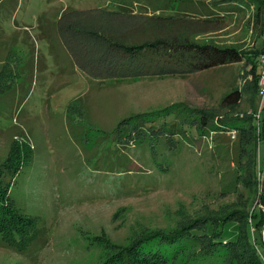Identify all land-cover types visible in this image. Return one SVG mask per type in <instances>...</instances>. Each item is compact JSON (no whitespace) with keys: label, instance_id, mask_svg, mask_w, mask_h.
I'll use <instances>...</instances> for the list:
<instances>
[{"label":"rangeland","instance_id":"1","mask_svg":"<svg viewBox=\"0 0 264 264\" xmlns=\"http://www.w3.org/2000/svg\"><path fill=\"white\" fill-rule=\"evenodd\" d=\"M217 1L0 0V168L21 160L18 172H5L8 196L44 229L25 253L0 238V264H102L114 246H129L156 232L171 235L196 220H218L235 211L249 222L242 224V233H248L264 263V227L256 231L250 224L256 207L264 213V139L256 145L247 123L254 109L263 122L264 101L253 98L251 66L232 64L185 78L101 80L76 66L59 33L68 11L124 7L151 16L177 9L199 20ZM214 20L191 39L246 52L263 46L253 11L217 14ZM152 35L139 33L136 40ZM236 88L242 101L223 104ZM178 103L211 112L214 120L240 118L248 149L239 131L212 134L209 125L203 133L201 119L197 125L168 110ZM259 123L256 118L257 136ZM25 148L31 149L30 160ZM18 149L20 159L14 155ZM255 157L261 166L256 178ZM240 223L221 228L227 240L237 238ZM213 228L207 221L190 233L204 237ZM161 245L145 244L143 250L156 253ZM204 248L199 243L183 248L166 264H189L196 256L205 260L210 254ZM245 249L237 246L231 253L229 247L223 256L212 257L219 264H242L239 255H247Z\"/></svg>","mask_w":264,"mask_h":264},{"label":"trees","instance_id":"2","mask_svg":"<svg viewBox=\"0 0 264 264\" xmlns=\"http://www.w3.org/2000/svg\"><path fill=\"white\" fill-rule=\"evenodd\" d=\"M180 2L183 3V1ZM210 5L211 7L206 6L207 13L204 16L202 15L199 20L187 19L184 16L186 13L177 11V9L169 11L170 13L166 11L168 12L167 15L151 16L137 15L124 7L114 12L104 10H95L100 11L99 13L68 11L60 19L59 33L76 66L92 78L115 81L141 80L151 77L185 78L203 71L245 62L251 66L252 73L255 74L256 89L253 94V98H255L259 94V75L261 71L259 59L264 54V40L261 49L255 52H246L234 46L195 42L191 39V35L198 31H205L214 23H217V20H214L217 14H239L244 9L253 11L254 28L261 29L264 35V0H220ZM222 5L231 6V8L222 9L221 11L216 10ZM150 26L155 27V32L149 30ZM158 32L159 36L155 37ZM139 33L153 34L152 39L136 40ZM258 57L259 59H257ZM242 99V92L236 88L223 97V104L235 105L240 103ZM168 110H171L170 112L176 111L179 117L191 119L197 125L201 119L199 129H203V133H206L204 130L209 125H211L209 128L213 132H216L215 130L239 131L245 149H248V141L244 139L242 130L244 123L240 118L214 120L211 112L208 113L188 106L184 107L180 103L175 104ZM260 111V114L263 115L264 105ZM256 118L260 122L257 128L259 136L256 135L254 128ZM261 119L262 116L257 115L254 109L253 114L247 120V123H249L248 130H254L256 145L260 138L264 139V120L262 122ZM202 120L205 122H202ZM22 153L30 160L32 156L31 149L25 148ZM14 155L20 159V150L14 152ZM245 157L243 158L244 166L246 165ZM256 157L253 158L252 164L254 178L258 176L256 174L258 167H261L258 166ZM20 163L21 160L15 166L11 163L9 167L4 168L6 170L15 169L18 172ZM244 166H242V172L245 170ZM6 170L0 168V238L9 248L25 253L40 236L39 232L44 231V229L40 228L38 218L22 214L17 209L14 201L11 200V197L8 196V184L4 179ZM235 213L231 212L230 216L218 220L212 219L213 221L196 220L193 224H189V226L171 235L156 232L145 236L132 245L114 246L113 253L102 264H166L180 255L185 250H182L183 248L196 246L197 243L205 247L204 250H208L210 256L205 260L203 257L196 256L195 260L189 261V264L195 261L219 264V262H215L216 260L212 255L223 256L224 251L229 247L232 253L237 246L243 245L247 248L244 250L247 255H239L240 259L242 258V264H248L249 262L251 264H264L255 245L248 238V233H242V224L249 222L240 217V211H235ZM253 216L250 224L253 225L254 229L257 231L260 229L259 226L264 227L262 209L258 210V207H256ZM237 220L241 222L238 236L232 241L227 240L221 228L224 229L226 224L235 223ZM207 221L214 227L211 234L204 237L191 235V228H200ZM156 241H160L163 245H161L162 251L153 253L143 250L145 244L152 245ZM262 242L264 244L263 240ZM169 248L173 250L171 251ZM221 252H223V255H221ZM209 258L212 259L211 262Z\"/></svg>","mask_w":264,"mask_h":264},{"label":"built area","instance_id":"3","mask_svg":"<svg viewBox=\"0 0 264 264\" xmlns=\"http://www.w3.org/2000/svg\"><path fill=\"white\" fill-rule=\"evenodd\" d=\"M259 65L261 70L259 75V96L264 101V54L260 56Z\"/></svg>","mask_w":264,"mask_h":264},{"label":"crops","instance_id":"4","mask_svg":"<svg viewBox=\"0 0 264 264\" xmlns=\"http://www.w3.org/2000/svg\"><path fill=\"white\" fill-rule=\"evenodd\" d=\"M226 8H231V6H226V5H222V6H220V7H218L216 10H218V11H221L222 9H226ZM195 15V14H194ZM239 64V63H238ZM259 95V94H258ZM212 134H214V132L212 133Z\"/></svg>","mask_w":264,"mask_h":264}]
</instances>
